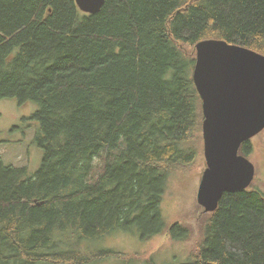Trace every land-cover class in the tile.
<instances>
[{
  "label": "trees",
  "instance_id": "obj_1",
  "mask_svg": "<svg viewBox=\"0 0 264 264\" xmlns=\"http://www.w3.org/2000/svg\"><path fill=\"white\" fill-rule=\"evenodd\" d=\"M100 9L0 0V98L38 104L44 150L30 175L0 156V264H94L118 253L81 242L133 226L144 239L159 234L168 179L195 162L203 120L197 55L185 46L221 38L264 54V0ZM251 151L247 140L240 153ZM248 188L220 197L202 248L182 264H264V193ZM184 227L169 234L185 239Z\"/></svg>",
  "mask_w": 264,
  "mask_h": 264
},
{
  "label": "rangeland",
  "instance_id": "obj_2",
  "mask_svg": "<svg viewBox=\"0 0 264 264\" xmlns=\"http://www.w3.org/2000/svg\"><path fill=\"white\" fill-rule=\"evenodd\" d=\"M185 49L197 55L194 45H186ZM17 102L15 98H0V156L6 164L27 167L30 175L40 168L44 157V150L37 141L40 123L34 118L39 106L36 102ZM202 122L200 130L196 132L195 129L193 133L197 139L194 144L197 150L195 162L182 167L185 169L176 170L168 179L161 204L163 230L144 239L138 228L133 226L120 228L101 239L81 242L82 250L90 253L105 250L118 253L117 256L103 257L94 264H182L195 258L194 253L202 248L207 237L212 215L196 199L198 185L207 167ZM250 144L252 151L247 158L255 167V177L248 189H259L264 193V130L250 138ZM102 163V159L96 158L95 173L101 172ZM175 223L189 230L185 239L169 234Z\"/></svg>",
  "mask_w": 264,
  "mask_h": 264
},
{
  "label": "water",
  "instance_id": "obj_3",
  "mask_svg": "<svg viewBox=\"0 0 264 264\" xmlns=\"http://www.w3.org/2000/svg\"><path fill=\"white\" fill-rule=\"evenodd\" d=\"M75 2L94 14L105 0ZM196 51L193 79L202 99L207 165L196 199L214 212L224 193L248 188L255 177L240 148L264 130V54L221 38L201 40Z\"/></svg>",
  "mask_w": 264,
  "mask_h": 264
},
{
  "label": "bare ground",
  "instance_id": "obj_4",
  "mask_svg": "<svg viewBox=\"0 0 264 264\" xmlns=\"http://www.w3.org/2000/svg\"><path fill=\"white\" fill-rule=\"evenodd\" d=\"M259 52V51H258ZM261 53V52H260ZM263 54V53H262ZM195 67V66H194ZM199 95H200V93H199ZM201 97V96H200ZM201 106H202V99H201ZM202 124H203V122H202ZM204 154H205V146H204ZM205 160H206V158H205Z\"/></svg>",
  "mask_w": 264,
  "mask_h": 264
}]
</instances>
